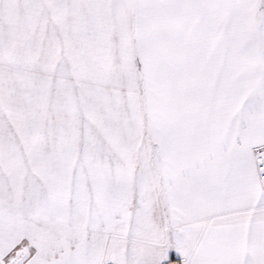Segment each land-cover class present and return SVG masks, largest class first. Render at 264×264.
Masks as SVG:
<instances>
[{"label":"snow or ice","instance_id":"snow-or-ice-1","mask_svg":"<svg viewBox=\"0 0 264 264\" xmlns=\"http://www.w3.org/2000/svg\"><path fill=\"white\" fill-rule=\"evenodd\" d=\"M0 264H264V0H0Z\"/></svg>","mask_w":264,"mask_h":264}]
</instances>
